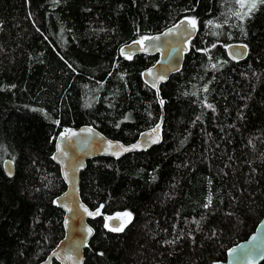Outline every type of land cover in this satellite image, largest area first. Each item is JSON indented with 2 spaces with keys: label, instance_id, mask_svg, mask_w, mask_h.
<instances>
[{
  "label": "trees",
  "instance_id": "obj_1",
  "mask_svg": "<svg viewBox=\"0 0 264 264\" xmlns=\"http://www.w3.org/2000/svg\"><path fill=\"white\" fill-rule=\"evenodd\" d=\"M183 18L198 33L155 92L141 75L158 56L119 50ZM161 117L160 145L87 162L84 264L222 262L264 217V0H0V264H40L64 236L59 133L129 144ZM115 214L120 231L104 225Z\"/></svg>",
  "mask_w": 264,
  "mask_h": 264
},
{
  "label": "water",
  "instance_id": "obj_2",
  "mask_svg": "<svg viewBox=\"0 0 264 264\" xmlns=\"http://www.w3.org/2000/svg\"><path fill=\"white\" fill-rule=\"evenodd\" d=\"M197 33V25L183 18L141 42L136 40L125 44L120 48L119 55L128 59L138 55H157L156 63L145 69L141 78L145 85L158 92L172 75L182 70L189 44ZM226 52L232 61H240L247 56V47L231 43L226 47ZM161 126L162 117L156 126L141 132L129 144L112 140L89 125L65 129L57 135L52 160L59 168L66 189L54 199V204L63 212L64 236L40 264H84V251L95 233L89 220L99 216V212L92 211L80 196V177L87 162L98 157L120 160L131 153L147 152L162 142ZM3 165L6 176L13 177V162L6 160ZM103 219L106 228L120 231L127 224L129 216L115 214ZM263 261L264 217L246 240L227 250L225 261L214 264H261Z\"/></svg>",
  "mask_w": 264,
  "mask_h": 264
},
{
  "label": "rangeland",
  "instance_id": "obj_3",
  "mask_svg": "<svg viewBox=\"0 0 264 264\" xmlns=\"http://www.w3.org/2000/svg\"><path fill=\"white\" fill-rule=\"evenodd\" d=\"M192 22L194 23V21L192 20ZM143 39H139L138 41L141 42Z\"/></svg>",
  "mask_w": 264,
  "mask_h": 264
}]
</instances>
